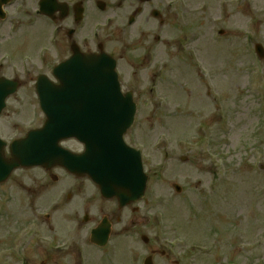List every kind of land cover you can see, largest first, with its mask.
I'll return each mask as SVG.
<instances>
[{
	"label": "rangeland",
	"instance_id": "obj_1",
	"mask_svg": "<svg viewBox=\"0 0 264 264\" xmlns=\"http://www.w3.org/2000/svg\"><path fill=\"white\" fill-rule=\"evenodd\" d=\"M87 1L92 17L83 33L92 34V27H97L108 51L118 55L125 45L136 44L132 48L143 56L153 37H162L158 47L152 46L155 53L137 88L145 91L150 71L165 65L167 72L158 83L163 98L143 94L139 99L144 124V141L139 144L144 146L149 192L162 201L163 239H173L168 236V221L175 220L169 234L180 235L179 240L200 238L197 241L208 248L196 257V263L217 264L222 254L225 264H264V107L258 99L259 92H264V61L257 63L251 45L259 43L264 48V0H150L146 4L103 0L108 7L103 13L91 8L93 0ZM139 6L142 12L129 26L128 18ZM152 10L160 12L159 20L152 18ZM178 23L184 26L180 29ZM220 30L223 35L218 34ZM190 49L199 67L192 65ZM201 64L209 70L205 77ZM174 105H180L181 111L174 110ZM170 136L172 144L185 145L187 140L191 144L173 150L165 160L163 150L157 152L150 145ZM203 137L211 139V151L223 158L224 174L218 177L213 178L215 163L202 155L209 146L195 144ZM175 154H185L180 160L186 164L179 163ZM172 183L182 187L180 194ZM192 219H200L204 237L197 224L189 223ZM143 230L152 234L147 227ZM175 243L173 253H182L184 246L178 245L183 242ZM157 246L159 251L167 249L162 239Z\"/></svg>",
	"mask_w": 264,
	"mask_h": 264
},
{
	"label": "flooded vegetation",
	"instance_id": "obj_2",
	"mask_svg": "<svg viewBox=\"0 0 264 264\" xmlns=\"http://www.w3.org/2000/svg\"><path fill=\"white\" fill-rule=\"evenodd\" d=\"M13 0H10V3L5 6V9H8L10 5L12 4ZM62 23V21H60ZM59 29L62 31V26L59 27ZM88 45V44H86ZM85 45V46H86ZM85 52H94L95 48L92 46L90 48L89 46L85 47ZM91 50V51H90ZM64 58L61 59L63 61ZM34 183L36 184V190L29 191L30 194L34 195H40L44 188L47 186V175L45 173L39 174L36 178H34ZM59 181V179H58ZM62 183H65L64 179H61ZM59 195L65 196L66 198L70 199L71 195H68L67 188L65 187H58ZM75 198L79 200L80 202H77L74 204L75 209L73 210V215L75 217L80 218L81 220H85V225H89V232L96 228L98 223L100 222L102 216L96 217L93 214V205L91 202V197L84 191H81L79 187L75 188ZM103 208H100L101 214H103ZM126 211V209L118 208L117 211L114 213L113 217H108L110 220V227L112 233L119 236H125L128 231V223L126 218V213H124V218L122 217V212ZM92 212V213H90ZM11 213L8 210V213L5 216L0 215V246L3 247H11V245L14 243L15 238V228L12 229V225L10 224L9 215ZM132 227H139V231L142 230L144 222L143 219L136 218L135 220H132ZM139 237H141V232L139 233ZM41 258L38 261L37 264H78V257H74L72 253L66 252H51L47 251L46 249L42 248L40 250ZM77 254L80 255L79 250H77ZM28 264H35L34 260L35 257L32 255L31 251L28 253ZM33 261V262H32ZM8 262L9 264H16L15 258L13 256V253L11 251L7 252H0V264H5Z\"/></svg>",
	"mask_w": 264,
	"mask_h": 264
},
{
	"label": "water",
	"instance_id": "obj_3",
	"mask_svg": "<svg viewBox=\"0 0 264 264\" xmlns=\"http://www.w3.org/2000/svg\"><path fill=\"white\" fill-rule=\"evenodd\" d=\"M84 60H92L93 63L91 64V67L99 68L101 73H106V80L103 88L104 94L100 98V101L103 103V107L102 104L95 103L97 111L93 110V112L90 114V123L93 126L90 133H93L92 135L94 138H96V141H100L102 139L104 130L106 131L108 121L110 120L109 117H111V113L109 112V100L117 97V89L112 76L113 64L109 61H94V59L92 58H84ZM108 71L110 72L108 73ZM108 76H111L110 80H108ZM108 92L112 93V97L108 96ZM117 103L119 107L125 111L126 115L130 117V115L132 114V109L130 107H128L127 109L125 108V100H118ZM82 127L86 130L87 122H84L82 124ZM77 135L90 147L91 151L97 150V148L94 147L93 143L88 139L85 132L83 133L81 130H77ZM109 138L110 134H107L106 140L108 142ZM115 138V141L119 143V134ZM108 142L103 143L101 146L106 149ZM21 147L22 146L16 147L17 152L21 154V157L22 154L27 157L29 155V149L25 147L21 149ZM99 153L100 155L102 154L101 151ZM114 154L115 158L112 161V165L117 167L118 169L116 176L120 178L122 183L133 185L135 187L136 195H140L144 187L145 178L141 173V166L138 158L135 156L136 154L128 150L127 148H124L122 145L114 149ZM17 157L16 161H18L19 158ZM121 167H123V169H121Z\"/></svg>",
	"mask_w": 264,
	"mask_h": 264
}]
</instances>
